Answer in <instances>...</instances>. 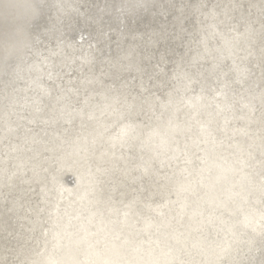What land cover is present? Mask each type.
<instances>
[{
	"label": "water",
	"instance_id": "95a60500",
	"mask_svg": "<svg viewBox=\"0 0 264 264\" xmlns=\"http://www.w3.org/2000/svg\"><path fill=\"white\" fill-rule=\"evenodd\" d=\"M33 38L0 264H264V0H48Z\"/></svg>",
	"mask_w": 264,
	"mask_h": 264
},
{
	"label": "bare ground",
	"instance_id": "6f19581e",
	"mask_svg": "<svg viewBox=\"0 0 264 264\" xmlns=\"http://www.w3.org/2000/svg\"><path fill=\"white\" fill-rule=\"evenodd\" d=\"M146 0H141L143 3ZM48 0H0V86L8 81L44 22ZM147 2L144 6H147Z\"/></svg>",
	"mask_w": 264,
	"mask_h": 264
}]
</instances>
